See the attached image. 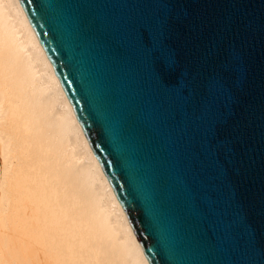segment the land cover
<instances>
[{
	"label": "water",
	"instance_id": "95a60500",
	"mask_svg": "<svg viewBox=\"0 0 264 264\" xmlns=\"http://www.w3.org/2000/svg\"><path fill=\"white\" fill-rule=\"evenodd\" d=\"M147 264H264V0H17Z\"/></svg>",
	"mask_w": 264,
	"mask_h": 264
},
{
	"label": "bare ground",
	"instance_id": "6f19581e",
	"mask_svg": "<svg viewBox=\"0 0 264 264\" xmlns=\"http://www.w3.org/2000/svg\"><path fill=\"white\" fill-rule=\"evenodd\" d=\"M0 264H147L17 0H0Z\"/></svg>",
	"mask_w": 264,
	"mask_h": 264
}]
</instances>
